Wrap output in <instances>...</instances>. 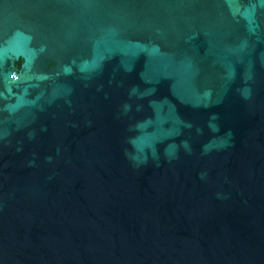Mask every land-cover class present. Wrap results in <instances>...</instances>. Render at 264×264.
Wrapping results in <instances>:
<instances>
[{
    "label": "water",
    "instance_id": "95a60500",
    "mask_svg": "<svg viewBox=\"0 0 264 264\" xmlns=\"http://www.w3.org/2000/svg\"><path fill=\"white\" fill-rule=\"evenodd\" d=\"M0 264H264V0H0Z\"/></svg>",
    "mask_w": 264,
    "mask_h": 264
},
{
    "label": "trees",
    "instance_id": "16d2710c",
    "mask_svg": "<svg viewBox=\"0 0 264 264\" xmlns=\"http://www.w3.org/2000/svg\"><path fill=\"white\" fill-rule=\"evenodd\" d=\"M16 65H18V62H16Z\"/></svg>",
    "mask_w": 264,
    "mask_h": 264
}]
</instances>
